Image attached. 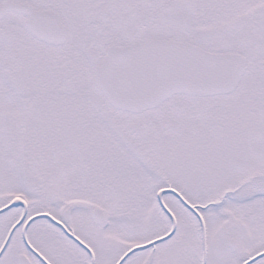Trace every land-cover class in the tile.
<instances>
[{
	"label": "snow or ice",
	"instance_id": "6c2138e0",
	"mask_svg": "<svg viewBox=\"0 0 264 264\" xmlns=\"http://www.w3.org/2000/svg\"><path fill=\"white\" fill-rule=\"evenodd\" d=\"M0 264H264V0H0Z\"/></svg>",
	"mask_w": 264,
	"mask_h": 264
}]
</instances>
